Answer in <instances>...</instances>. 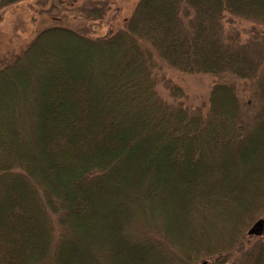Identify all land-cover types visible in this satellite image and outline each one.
I'll return each mask as SVG.
<instances>
[{"label": "trees", "instance_id": "16d2710c", "mask_svg": "<svg viewBox=\"0 0 264 264\" xmlns=\"http://www.w3.org/2000/svg\"><path fill=\"white\" fill-rule=\"evenodd\" d=\"M160 63L211 76L205 113L176 85L159 96ZM6 87L0 264H194L216 222L231 235L213 264H264V240L234 239L264 216V0H139L106 36L44 28Z\"/></svg>", "mask_w": 264, "mask_h": 264}, {"label": "rangeland", "instance_id": "374dc122", "mask_svg": "<svg viewBox=\"0 0 264 264\" xmlns=\"http://www.w3.org/2000/svg\"><path fill=\"white\" fill-rule=\"evenodd\" d=\"M138 1L103 0L100 3L97 0H0V68L19 56L38 32L50 26L62 25L74 31H84L85 34L93 37L106 36L116 32L123 25V21L131 15ZM101 6L103 7L101 14L97 15L93 12L95 8ZM247 26L249 27V25ZM50 51L53 54L60 52L59 47L57 45L55 47V44L50 47ZM154 76L158 80L156 83L157 92L166 102H173L167 89V83H169V85L173 84L182 89L185 97L184 104L187 107L199 108L203 113L207 111L208 92L214 82L211 76L182 74L162 63L154 70ZM239 86L243 119L248 120L256 109L253 87L249 82ZM12 96L11 88L6 87L0 90V109H5L4 112H7L6 115L0 114L1 119L9 117L6 108L9 107ZM258 219L264 220V216ZM155 227L157 229L164 227V223L159 217L155 220ZM245 232L237 235L240 237L235 236L234 239L241 242V236H247V232ZM204 233L207 238L204 240L201 238L197 250L206 249L205 256L194 264L202 262L213 264L217 258L215 255H218L214 249L224 250L230 245V229L217 222L211 229L208 227ZM246 238H249V243L253 244L260 239L263 241L264 235L259 239L248 236Z\"/></svg>", "mask_w": 264, "mask_h": 264}, {"label": "water", "instance_id": "95a60500", "mask_svg": "<svg viewBox=\"0 0 264 264\" xmlns=\"http://www.w3.org/2000/svg\"><path fill=\"white\" fill-rule=\"evenodd\" d=\"M246 235L248 237H261L264 235V220L258 219L252 226L247 230ZM200 264H208L207 262H202Z\"/></svg>", "mask_w": 264, "mask_h": 264}]
</instances>
